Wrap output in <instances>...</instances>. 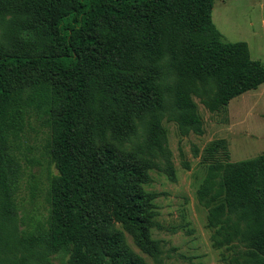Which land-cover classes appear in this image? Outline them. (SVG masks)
Segmentation results:
<instances>
[{
  "label": "trees",
  "instance_id": "obj_1",
  "mask_svg": "<svg viewBox=\"0 0 264 264\" xmlns=\"http://www.w3.org/2000/svg\"><path fill=\"white\" fill-rule=\"evenodd\" d=\"M214 0H0V264H163L150 172L175 180L167 131L202 136L194 99L219 113L264 85V64L211 20ZM48 132V213L21 230L18 143ZM197 156V151L194 153ZM202 154L197 190L224 264H264V154ZM187 167V165H185Z\"/></svg>",
  "mask_w": 264,
  "mask_h": 264
},
{
  "label": "rangeland",
  "instance_id": "obj_2",
  "mask_svg": "<svg viewBox=\"0 0 264 264\" xmlns=\"http://www.w3.org/2000/svg\"><path fill=\"white\" fill-rule=\"evenodd\" d=\"M211 20L224 42L246 43L250 58L264 64V0H214ZM194 101L204 134L180 137L173 123L163 122L175 180L153 170L151 182L143 187L158 195L151 237L161 244L163 264H224L223 250L212 247L207 210L197 199V190L206 174L202 162L204 148L224 140L231 162L264 154V85L232 100L219 113H209L198 100ZM47 143V129L40 121L31 119L18 143L20 178L15 201L21 230H29L30 225L44 220L48 213V179L57 171L50 163ZM125 236L137 255L147 264H154L135 247L130 236ZM51 262L58 264L53 259Z\"/></svg>",
  "mask_w": 264,
  "mask_h": 264
}]
</instances>
